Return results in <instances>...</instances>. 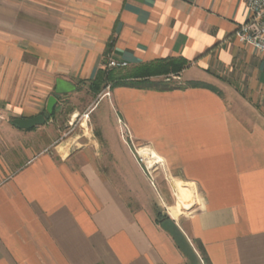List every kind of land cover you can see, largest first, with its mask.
<instances>
[{
    "label": "crops",
    "instance_id": "1",
    "mask_svg": "<svg viewBox=\"0 0 264 264\" xmlns=\"http://www.w3.org/2000/svg\"><path fill=\"white\" fill-rule=\"evenodd\" d=\"M245 20L244 0H0V264H264V54L234 38ZM109 43L119 67L178 60L181 84L213 90L114 88L68 135L12 124L88 88ZM103 97L179 182L176 219L104 169Z\"/></svg>",
    "mask_w": 264,
    "mask_h": 264
},
{
    "label": "rangeland",
    "instance_id": "2",
    "mask_svg": "<svg viewBox=\"0 0 264 264\" xmlns=\"http://www.w3.org/2000/svg\"><path fill=\"white\" fill-rule=\"evenodd\" d=\"M107 64L105 66L103 65L102 69H117L121 70L125 74H130L133 71L126 70L119 66L109 68ZM162 79H164V77L150 78L151 81H159ZM165 79L167 81L171 80L172 84L177 86L184 85L176 78V75H170ZM103 92L110 94L111 90L102 87L98 94H94L89 90V88L77 87L75 94L63 98L65 100L63 102L61 101V104L58 105L57 115L53 119L54 123L59 127L60 132L68 135L71 130L76 129L79 126L83 115L71 119L70 114L75 112L76 109L83 110L89 104H93L97 95L102 94ZM109 101V98L103 97L92 110L94 113L91 116V120L95 128L93 133L97 135L100 142L104 146V158L101 162L104 169L112 175L120 173L126 176L128 179L126 184L123 182H115V184L120 189H123V194L128 197L129 200L131 198L133 199L135 195L136 197L140 196L144 206H147V208H150L153 212L156 213V211L159 210L167 215L168 211L171 217L176 219L179 213L175 210L180 208L183 199L181 191L177 192L178 196L175 194V189L178 187L179 182L164 180L168 170L162 159L158 162H154L155 160L152 159L154 163L151 169H146L143 164H139L137 162L138 156L135 151L139 148L141 150H150L156 156L157 153L145 145L138 146L131 136L127 134L125 129L122 131L121 125L117 123L115 108L109 107ZM67 120H72L71 126H67ZM108 145H110L109 150L107 149ZM129 151L131 155L129 154ZM134 160H136L138 165H140L141 170L137 168ZM139 173L142 174L141 177H143L141 182L138 181ZM128 182H130L129 186L127 184ZM126 185L131 190L128 188L125 189L124 186ZM132 190L136 192V194L133 193V195L131 193ZM132 199L130 202L131 205L134 206L135 203ZM169 204L172 206L168 207Z\"/></svg>",
    "mask_w": 264,
    "mask_h": 264
},
{
    "label": "trees",
    "instance_id": "3",
    "mask_svg": "<svg viewBox=\"0 0 264 264\" xmlns=\"http://www.w3.org/2000/svg\"><path fill=\"white\" fill-rule=\"evenodd\" d=\"M112 44L107 45L104 57L102 59V64L105 66L108 63V57L110 55ZM185 68V63L178 60H169L164 62H154L141 65L135 69L130 74H125L121 70L112 69H99L96 72L94 79L89 83V90L98 94L102 87L108 88L110 90L118 87H128L135 88L139 90H149L156 92H168L173 90H184L186 88H205L213 90L211 87L198 83H185L183 86H177L172 84L171 80H166L170 75L179 74ZM164 77V79L159 81H151L150 78ZM58 106L55 105L53 113L47 115L46 112L43 113L45 117V122L50 119H54L57 115ZM160 213H158L159 216ZM167 219V216H164ZM158 221V218L156 219ZM160 222V221H159ZM197 250L203 260L206 262L207 257L204 253L203 248L199 243H196Z\"/></svg>",
    "mask_w": 264,
    "mask_h": 264
},
{
    "label": "built area",
    "instance_id": "4",
    "mask_svg": "<svg viewBox=\"0 0 264 264\" xmlns=\"http://www.w3.org/2000/svg\"><path fill=\"white\" fill-rule=\"evenodd\" d=\"M244 6L246 20L235 30L234 38L239 43L248 45L264 54V0H244ZM107 65L109 68L118 66L112 60H109ZM138 150L141 149L135 151L138 156V163L145 166L139 157Z\"/></svg>",
    "mask_w": 264,
    "mask_h": 264
},
{
    "label": "water",
    "instance_id": "5",
    "mask_svg": "<svg viewBox=\"0 0 264 264\" xmlns=\"http://www.w3.org/2000/svg\"><path fill=\"white\" fill-rule=\"evenodd\" d=\"M74 87L70 86V90H73ZM56 93L63 94L64 91H61V82L58 81L56 85ZM57 103V100L54 96H50L47 99L45 112L47 115H51L53 113L54 107ZM12 124L15 125L18 129L22 130H30L34 127L41 126L45 124V117L44 115H38L36 117L30 119H13Z\"/></svg>",
    "mask_w": 264,
    "mask_h": 264
},
{
    "label": "bare ground",
    "instance_id": "6",
    "mask_svg": "<svg viewBox=\"0 0 264 264\" xmlns=\"http://www.w3.org/2000/svg\"><path fill=\"white\" fill-rule=\"evenodd\" d=\"M139 157L142 159V162L145 164V166L148 169H151L153 167L154 162L161 161V159L156 156L154 153H152L150 150H139ZM155 160L153 162V160Z\"/></svg>",
    "mask_w": 264,
    "mask_h": 264
}]
</instances>
